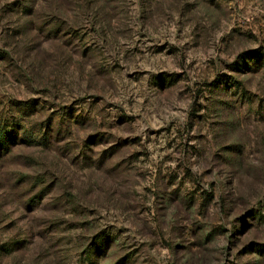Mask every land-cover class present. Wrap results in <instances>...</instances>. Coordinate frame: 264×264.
Returning a JSON list of instances; mask_svg holds the SVG:
<instances>
[{"label": "rangeland", "instance_id": "374dc122", "mask_svg": "<svg viewBox=\"0 0 264 264\" xmlns=\"http://www.w3.org/2000/svg\"><path fill=\"white\" fill-rule=\"evenodd\" d=\"M0 126V264H264V0H0Z\"/></svg>", "mask_w": 264, "mask_h": 264}, {"label": "trees", "instance_id": "16d2710c", "mask_svg": "<svg viewBox=\"0 0 264 264\" xmlns=\"http://www.w3.org/2000/svg\"><path fill=\"white\" fill-rule=\"evenodd\" d=\"M260 56H262V53H258L256 55V58L259 59ZM14 130H9L7 127H1L0 126V155L8 153L12 146L17 144V137H15ZM37 134H25V136L22 137L21 143L24 144H31L34 142H37L36 138Z\"/></svg>", "mask_w": 264, "mask_h": 264}]
</instances>
